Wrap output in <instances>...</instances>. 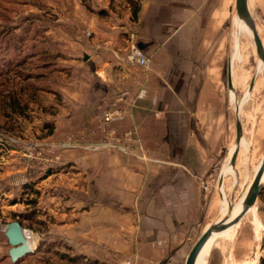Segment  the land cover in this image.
<instances>
[{"label":"crops","instance_id":"crops-1","mask_svg":"<svg viewBox=\"0 0 264 264\" xmlns=\"http://www.w3.org/2000/svg\"><path fill=\"white\" fill-rule=\"evenodd\" d=\"M137 1L133 19L128 3L118 14L110 9L112 0H89L90 10L82 0H72V7L62 8L51 25L39 26L30 45L54 57L53 73L44 77L61 100L52 142L87 132L93 135L89 143L95 144L96 118L118 109L123 114L106 131L120 137L130 132L136 140L131 135L121 143L140 145L159 162L145 171L142 162L124 154L75 151L77 174L66 191L72 199L68 210L57 211V233L69 243L84 245L81 250L87 255L93 251L89 245L113 247L120 254L119 264H168L196 229L203 228V234L224 217L213 218L217 206L223 213L227 205L232 210L244 199L263 157L251 174L250 158H239L240 149L247 152L250 147L242 138L230 164L235 149L232 114L221 96L224 22L232 0ZM131 38L150 57L147 71L122 61ZM122 93L127 95L119 104ZM44 150H39L40 159L47 162ZM263 210L258 197L230 229L236 231L250 217L253 238L259 242ZM260 254L242 264H253Z\"/></svg>","mask_w":264,"mask_h":264},{"label":"rangeland","instance_id":"rangeland-1","mask_svg":"<svg viewBox=\"0 0 264 264\" xmlns=\"http://www.w3.org/2000/svg\"><path fill=\"white\" fill-rule=\"evenodd\" d=\"M88 1L82 0L85 8L90 10L92 5ZM247 2L264 46V0ZM125 3L127 0H112L110 9L120 14ZM72 5V0H0V264H11L8 258L10 246L2 231L11 222L20 223L24 230L39 237L34 253L19 264H119L120 254L113 247L89 245L93 251L87 255L81 250L84 245L69 243L61 239L60 232L57 233L56 226L60 224L57 222V211L69 209L67 205L72 197L67 196L66 191L72 188L71 179L77 174L74 167L79 165L73 162L77 160L73 154H76L75 151L79 152L78 155L120 153L142 162L145 171L159 163L139 144L137 148L127 146L130 141L121 143L124 149L87 148L92 144L89 143L90 139H93L92 133L87 132L70 133L57 144L52 142L56 136L55 115L61 100L50 90L51 86L46 84L45 78L37 81H26V78L40 73L50 75L55 67L52 65L46 70L34 68L41 63L33 57L36 46L31 47L30 39L37 37L40 25H51L62 8L69 10ZM233 17L236 19L233 20ZM243 26L247 31L243 30ZM229 65L232 90L227 85ZM31 71L34 72L29 75ZM222 79V103L232 114V145L235 143L236 122L239 119L242 137L250 144L247 152L240 149L239 158H250L252 174L264 156V66L256 55L251 30L243 20L237 19L235 0L231 1L228 19L224 22ZM31 84L44 90L31 91ZM232 93L235 99L233 103ZM238 106L237 116L235 108ZM132 138L136 140L133 135ZM95 140L96 143L108 141L100 133ZM43 148L49 158L47 162L42 161L39 154ZM56 154L58 159L55 158ZM60 154L64 156L62 160ZM47 176L50 178L45 181ZM73 185L78 187L77 182ZM59 202H62L61 205ZM263 211L260 213L261 218L264 217ZM222 214L217 206L212 215L219 219ZM251 215L254 217V214ZM202 231L203 228L196 229L168 264H184ZM233 233L236 234L232 238ZM253 234L250 217H247L236 231L229 229L214 241L207 258L208 253L205 255V264H242L249 262L257 252L261 254L253 264H258L264 258V230L259 242L253 238Z\"/></svg>","mask_w":264,"mask_h":264},{"label":"water","instance_id":"water-1","mask_svg":"<svg viewBox=\"0 0 264 264\" xmlns=\"http://www.w3.org/2000/svg\"><path fill=\"white\" fill-rule=\"evenodd\" d=\"M235 11L236 15L239 19L243 20V22L247 25V27L251 30L252 40L255 47V52L258 59L262 62L264 66V46L261 42L257 30L255 28L254 22L249 13V7L247 0H235ZM227 85L230 90L233 89L232 83V72L231 65L228 66L227 73ZM253 87V82L250 84L248 92L250 93ZM236 114L238 116V107H236ZM243 132L239 119L236 122V133H235V149L231 156L230 164L233 165L235 158L237 157L240 143ZM264 175V156L255 172L254 178L249 185L243 199V208L241 212L233 219L229 220L227 218V214L224 217H221V220H218L214 224H211L202 236L198 239V241L194 244L191 251L186 257L184 264H194L200 251L206 244V242L211 238L213 234H219L227 229H230L236 226L239 221L250 211L252 207L256 205L257 199L264 188V184H262V178ZM230 208V206H229ZM4 236L6 237L7 243L10 246L8 250V258L12 264L17 263L27 255L34 252V250L30 251L26 230L18 222H11L3 227L2 229ZM263 247V243L261 244V249Z\"/></svg>","mask_w":264,"mask_h":264},{"label":"built area","instance_id":"built-area-1","mask_svg":"<svg viewBox=\"0 0 264 264\" xmlns=\"http://www.w3.org/2000/svg\"><path fill=\"white\" fill-rule=\"evenodd\" d=\"M122 61L124 64L130 68H138L143 71H147L150 68L151 60L150 57L139 48V46L133 42L131 38L128 46L123 52ZM127 93H122L117 97V103L124 102V97ZM123 114V111L115 109L113 111L104 112L102 115L96 118L98 124L97 129L101 135H103L108 141L105 143H95L89 144L87 148L97 150L100 147L107 148H122L121 140H129L131 137L130 132L122 134V136L115 135L114 133H109L106 131V126L110 124L113 118L118 117Z\"/></svg>","mask_w":264,"mask_h":264},{"label":"trees","instance_id":"trees-1","mask_svg":"<svg viewBox=\"0 0 264 264\" xmlns=\"http://www.w3.org/2000/svg\"><path fill=\"white\" fill-rule=\"evenodd\" d=\"M127 3L129 5V7L131 8V15H132V18L133 19H136L137 18V13H138V9H139V3L138 1H131V0H127ZM33 57H35L36 59H39V62L41 63L39 66H35L34 68H38V69H42V70H46V69H49L53 64H51V62L54 60L53 56H50V57H45L43 56L42 54L39 53V51L37 52H33ZM34 71H31L29 75H32ZM44 77H46L44 74L40 73V74H33L32 76H28L26 78V81H37V80H40L41 78L43 79ZM33 84H31L29 86V89L32 91H36V89H39V90H44V88H35L34 86H32ZM32 95V94H31ZM32 97V96H31ZM52 129V128H51ZM259 198L261 199V201L264 203V188L262 189L260 195H259ZM263 199V200H262ZM20 224V223H19ZM263 241H264V237H263ZM34 253V252H33ZM31 253V254H33ZM31 254L27 255V256H30ZM26 256V257H27ZM24 257V258H26ZM23 259H21L20 261H18L17 263L15 264H19L20 262H22ZM12 264V263H11ZM258 264H264V258H261L260 261L258 262Z\"/></svg>","mask_w":264,"mask_h":264},{"label":"bare ground","instance_id":"bare-ground-1","mask_svg":"<svg viewBox=\"0 0 264 264\" xmlns=\"http://www.w3.org/2000/svg\"><path fill=\"white\" fill-rule=\"evenodd\" d=\"M243 30L247 31L245 26H243ZM263 177H264V175H263ZM237 202H236V205L232 208V210H230L229 206L227 205L224 208L222 216H225L227 214V218H229V220L235 218L241 212V210L243 208V199H242V197H241V199H239V202L238 203ZM26 234H27L28 242L30 243L29 250L30 251H32V250L35 251V248H36L37 243H38L37 242V238L34 237L30 232H26ZM219 234H213L211 236V238L206 242V244L204 245V247L200 251V253H199V255H198V257H197V259H196L194 264H205V255H206L208 249L210 248L211 244L219 236Z\"/></svg>","mask_w":264,"mask_h":264}]
</instances>
